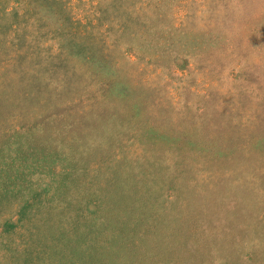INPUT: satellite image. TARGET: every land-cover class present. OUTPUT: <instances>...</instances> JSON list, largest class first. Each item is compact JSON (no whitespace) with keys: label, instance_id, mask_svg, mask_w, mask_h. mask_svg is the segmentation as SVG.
<instances>
[{"label":"rangeland","instance_id":"rangeland-1","mask_svg":"<svg viewBox=\"0 0 264 264\" xmlns=\"http://www.w3.org/2000/svg\"><path fill=\"white\" fill-rule=\"evenodd\" d=\"M0 264H264V0H0Z\"/></svg>","mask_w":264,"mask_h":264}]
</instances>
